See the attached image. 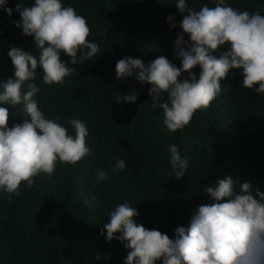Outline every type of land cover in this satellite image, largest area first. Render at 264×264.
<instances>
[{
	"label": "trees",
	"instance_id": "obj_1",
	"mask_svg": "<svg viewBox=\"0 0 264 264\" xmlns=\"http://www.w3.org/2000/svg\"><path fill=\"white\" fill-rule=\"evenodd\" d=\"M20 2L8 0L11 16L0 10V79L13 75L11 46L37 51L33 37L13 23L20 19L15 11ZM175 2L64 0L87 18L88 39L99 44L101 54L77 65L63 84H44L38 67L37 100L48 117L73 134L67 122L84 121L90 153L75 164L57 162L53 174H40L31 188L22 182L19 196L0 194V264H123L129 250L115 239L107 241L106 231L100 234L119 203L131 202L138 208V223L171 238L177 226L190 223L198 205L210 202L202 188L217 178L231 175L264 191V95L243 88L239 71L222 79L221 94L175 132L162 124V110L151 108L150 85L116 79V61L128 55L146 64L164 55L180 66L173 45L183 14ZM203 3L211 6V0H189L197 9ZM229 3L241 11L259 7L264 14V0ZM169 14L175 17V29L166 19ZM61 59L70 60L65 54ZM193 71L198 76L201 69ZM132 88L140 91L135 104L116 103V96L130 94ZM22 118L20 105L10 107L9 126ZM171 143L190 157L187 174L179 179L170 175ZM117 159H125L127 167L112 172ZM100 170L109 174L108 180L96 181Z\"/></svg>",
	"mask_w": 264,
	"mask_h": 264
},
{
	"label": "clouds",
	"instance_id": "obj_2",
	"mask_svg": "<svg viewBox=\"0 0 264 264\" xmlns=\"http://www.w3.org/2000/svg\"><path fill=\"white\" fill-rule=\"evenodd\" d=\"M174 7L183 14L182 31L173 45L180 66L164 55L147 64L128 55L115 64L117 80L133 78L150 85V106L162 110V124L168 131L184 128L197 110L209 107L221 94V80L232 70L242 75L243 88L264 95V14L259 7L241 11L229 0H211V6L203 3L198 9L189 0H176ZM0 10L13 14L8 0H0ZM15 11L20 19L13 23L33 37L37 50L33 54L11 46L13 75L0 79V194L19 196L22 182L31 188L40 174L50 177L57 162L75 164L90 153L84 121L67 122L73 134L39 106L41 89L34 82L38 67L44 84H63L77 65L100 53V46L88 39L87 18L64 0H32L27 6L21 0ZM166 19L171 29L177 27L173 15ZM62 54L70 60L62 61ZM197 66L198 76L193 71ZM183 73L187 76L180 79ZM139 96L140 91L132 88L130 94L122 93L114 100L135 104ZM17 105L25 118L9 126L10 107ZM168 153L170 175L184 177L190 157L182 155L175 143L168 145ZM126 167L125 159H117L112 172ZM95 178L106 181L109 174L100 170ZM202 190L210 202L198 205L190 223L177 226L171 238L138 223V208L129 201L115 206L100 234L106 231L107 241L115 239L129 250L123 264H264V191L227 174Z\"/></svg>",
	"mask_w": 264,
	"mask_h": 264
}]
</instances>
